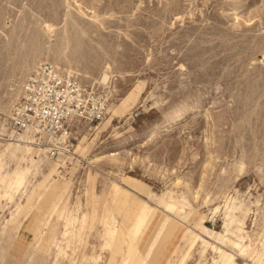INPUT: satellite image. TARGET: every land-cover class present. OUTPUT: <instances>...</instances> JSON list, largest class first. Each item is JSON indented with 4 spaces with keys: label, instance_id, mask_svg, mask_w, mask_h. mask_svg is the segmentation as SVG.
Wrapping results in <instances>:
<instances>
[{
    "label": "rangeland",
    "instance_id": "374dc122",
    "mask_svg": "<svg viewBox=\"0 0 264 264\" xmlns=\"http://www.w3.org/2000/svg\"><path fill=\"white\" fill-rule=\"evenodd\" d=\"M263 52L264 0H0V264H212L201 225L243 245L225 247L237 264H264ZM40 66L105 108L74 128L76 166L10 137ZM117 141L116 160L90 162ZM109 217L130 233L122 258L103 246Z\"/></svg>",
    "mask_w": 264,
    "mask_h": 264
},
{
    "label": "built area",
    "instance_id": "2783aa9c",
    "mask_svg": "<svg viewBox=\"0 0 264 264\" xmlns=\"http://www.w3.org/2000/svg\"><path fill=\"white\" fill-rule=\"evenodd\" d=\"M80 87L53 66L38 67L26 82L22 98L12 112L10 133L27 131L34 149L62 160L64 166H76L80 158L75 151L77 131L74 128L82 121L89 125L105 112L103 103L83 94Z\"/></svg>",
    "mask_w": 264,
    "mask_h": 264
},
{
    "label": "bare ground",
    "instance_id": "6f19581e",
    "mask_svg": "<svg viewBox=\"0 0 264 264\" xmlns=\"http://www.w3.org/2000/svg\"><path fill=\"white\" fill-rule=\"evenodd\" d=\"M261 60L264 62V52L262 53ZM108 78H109V76H108L107 72L106 71H102V73H100V75L95 80V82L102 83V84H106ZM130 99L131 98H128V101ZM121 104L123 106H125L127 104L126 103V100H123L121 102ZM121 107L122 106H119V109ZM194 110H195L194 109V106L183 105L181 108L177 109V111H175L171 117H169L168 119H166L163 122V125L168 127L169 125H171V124H173L175 122H180V120L182 118L188 116L189 114L194 113ZM25 133H26V131L20 132L17 135L16 134L14 135V134L11 133L10 134V137L12 139H14V140H21L22 139V136ZM26 137H29L28 133H26ZM121 143H122L121 141H117L115 143V147H114V149L112 151H106V152L102 153L100 156L94 157L90 162L98 161L99 159H106V160H109V161L116 160L117 157H118V150L121 148ZM8 144H10V146H12L14 150H20V152L22 153V155H30L31 154V151H30L29 147L27 146V144L26 145H20L19 143L14 142V141H12V142H10ZM43 152H44V154L47 157H49L45 153V151H43ZM34 159H35V157L32 156V155H30V160H31L30 162L32 164H34ZM21 170H22V168H21ZM21 173H23V172H21ZM20 178H21V176L19 177V179ZM19 183H20V180L16 181L14 178H12V176H9L8 182L6 184V188L7 189L5 190V194L9 196L11 192L15 191V189L18 187V184ZM115 189L117 191H119V192L122 190L117 185H115ZM123 193H125V191H123ZM191 197L192 198H196V196L193 197L192 194H191ZM170 200H171V210L173 212H177V211H179L180 209L183 208L184 204H181L180 206H178V201H176L173 198H170ZM124 201H125V199H123V202ZM142 203L144 204V206H143L144 209H146L145 208L146 206H149L145 201L142 202ZM179 207H181V208H179ZM48 210H50V209H48ZM141 213H143V210H142V212H140L139 217L137 218V220H139L141 218ZM111 219L112 218H110L109 221L108 220L105 221V223H104V232H103L104 242H103V246L104 247H107L109 249V253L111 255V258H115L117 256H120V258H122L124 256H127L129 254V252H130V248H131V237H130V233H129L128 229H126V232H124V228H123L124 225L123 224H119V225L113 224V222L115 220L114 221H111ZM164 220L166 222V217L164 218ZM200 228H201V231H203L204 233H206L209 237H212L213 234H215L214 236H215L216 240L218 241L217 244H219V245H212L211 243L207 242L202 237L199 238L200 241H201V244H202V251H201V253H203V254L205 253V251H206L205 248L208 245L211 248V250L214 251V253L216 254V257L212 260V264H237L238 263V262L237 263L235 262V260H236V254L234 252H232V251L227 250L225 247H227V248L236 247L237 249L242 250V248L240 247V246L243 247L242 244L238 243V241L236 239H233V238L225 235L224 233L223 234H219V233L216 234L215 232L207 229L203 225H201ZM42 232L43 231L40 230L39 234H41ZM75 234H76L75 233V229L72 228L71 223H68V224H65L64 225V230L62 232V236L65 239V243L66 244L70 243L71 238L74 237ZM192 234L193 233L190 234V238L193 241L194 235H192ZM183 235H184V233L182 234L181 238L183 237ZM250 259H252V258H250ZM95 261H96V259H94V262Z\"/></svg>",
    "mask_w": 264,
    "mask_h": 264
}]
</instances>
